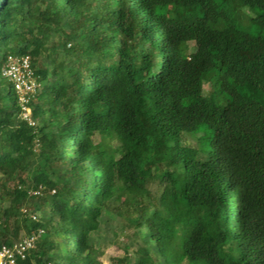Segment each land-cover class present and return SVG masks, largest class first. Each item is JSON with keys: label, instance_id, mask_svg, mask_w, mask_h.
<instances>
[{"label": "trees", "instance_id": "1", "mask_svg": "<svg viewBox=\"0 0 264 264\" xmlns=\"http://www.w3.org/2000/svg\"><path fill=\"white\" fill-rule=\"evenodd\" d=\"M107 212L139 238L112 264H264V0H0V245L104 264Z\"/></svg>", "mask_w": 264, "mask_h": 264}, {"label": "built area", "instance_id": "2", "mask_svg": "<svg viewBox=\"0 0 264 264\" xmlns=\"http://www.w3.org/2000/svg\"><path fill=\"white\" fill-rule=\"evenodd\" d=\"M2 73L13 83L19 96V102L22 107L21 118L34 125L35 121L32 118V110L29 103L39 91L41 84L35 76L31 57L29 55L11 56L3 66ZM30 193L32 196H38L42 194V189L31 190ZM22 211L24 214H29L32 219H37V216L30 213L28 209L22 208ZM43 233L44 229H38L26 234L12 245H0V264H20L21 260L27 258Z\"/></svg>", "mask_w": 264, "mask_h": 264}, {"label": "rangeland", "instance_id": "3", "mask_svg": "<svg viewBox=\"0 0 264 264\" xmlns=\"http://www.w3.org/2000/svg\"><path fill=\"white\" fill-rule=\"evenodd\" d=\"M247 24L248 21L243 23V25ZM3 79L6 86H8L10 80L7 78ZM206 88H209V85H206ZM188 136L190 137V143L196 142V134H189ZM25 235V232L22 230L21 237ZM95 242L96 256L100 258L104 264H112L115 258L124 256L127 247H130V249L135 248L139 243V238L137 237L135 230L127 226L121 215H118L115 212H107L102 217L101 229L95 234Z\"/></svg>", "mask_w": 264, "mask_h": 264}]
</instances>
